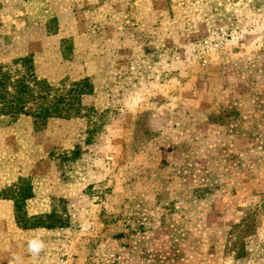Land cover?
Returning a JSON list of instances; mask_svg holds the SVG:
<instances>
[{
    "label": "rangeland",
    "instance_id": "1",
    "mask_svg": "<svg viewBox=\"0 0 264 264\" xmlns=\"http://www.w3.org/2000/svg\"><path fill=\"white\" fill-rule=\"evenodd\" d=\"M20 60L91 91L78 118L0 120V159L6 139L45 177L0 199L66 230L39 264H264V0H0V66Z\"/></svg>",
    "mask_w": 264,
    "mask_h": 264
},
{
    "label": "trees",
    "instance_id": "2",
    "mask_svg": "<svg viewBox=\"0 0 264 264\" xmlns=\"http://www.w3.org/2000/svg\"><path fill=\"white\" fill-rule=\"evenodd\" d=\"M87 83V80L65 81L55 87L36 78L29 60L16 61L12 68L0 66V120L13 122L20 116H29L37 131L54 118H78L81 116V97L91 92ZM31 197L27 196L24 202ZM16 222L25 230L43 227L21 226L18 220Z\"/></svg>",
    "mask_w": 264,
    "mask_h": 264
},
{
    "label": "crops",
    "instance_id": "3",
    "mask_svg": "<svg viewBox=\"0 0 264 264\" xmlns=\"http://www.w3.org/2000/svg\"><path fill=\"white\" fill-rule=\"evenodd\" d=\"M24 123L28 124V130L24 131L25 138H31L32 143H35L36 139L32 136V121L28 118H23ZM21 121V120H20ZM19 121V122H20ZM3 130L2 133L6 138L8 132ZM4 145V157L0 159V194L6 191L8 188L12 187L19 179H30L32 180V185L36 187L38 183L44 181L45 177L41 175H36L33 166L13 169L6 164H10L11 159L7 151L10 147H6V139L3 141ZM31 157V156H30ZM33 157V156H32ZM8 162V163H7ZM6 165V166H5ZM43 178V180H42ZM47 181L53 183V190H49L48 193L52 197L56 198H66L65 187L60 181V175L55 172L51 177H46ZM45 199H40L38 193L33 191V195L30 199L26 200V210L30 217H38L42 215H47L51 213L50 208H44L43 203ZM64 229L47 230L43 228L32 229V230H22L20 229L14 219V202L11 199H0V253H8L10 258V264H39L43 262L41 259L48 258L52 256V253H47L42 255L38 250V247L43 245H48L49 247L53 244V237L63 233ZM45 238H48L46 240ZM50 238V239H49ZM11 254V255H10Z\"/></svg>",
    "mask_w": 264,
    "mask_h": 264
}]
</instances>
